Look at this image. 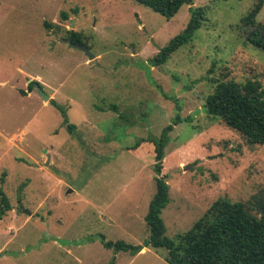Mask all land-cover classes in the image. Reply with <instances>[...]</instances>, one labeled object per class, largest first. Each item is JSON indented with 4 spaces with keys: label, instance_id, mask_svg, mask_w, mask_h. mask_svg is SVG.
<instances>
[{
    "label": "rangeland",
    "instance_id": "obj_1",
    "mask_svg": "<svg viewBox=\"0 0 264 264\" xmlns=\"http://www.w3.org/2000/svg\"><path fill=\"white\" fill-rule=\"evenodd\" d=\"M254 1L193 0L168 19L136 0H0V187L12 204L0 219V264H169L163 248L115 253L101 237L146 240L155 158L149 144L127 147L159 137L177 115L163 168L169 237L219 198L264 195V145H248L205 111L215 79L264 87V51L240 28ZM191 6L207 10L194 40L153 66ZM70 30L94 59L66 41Z\"/></svg>",
    "mask_w": 264,
    "mask_h": 264
},
{
    "label": "trees",
    "instance_id": "obj_2",
    "mask_svg": "<svg viewBox=\"0 0 264 264\" xmlns=\"http://www.w3.org/2000/svg\"><path fill=\"white\" fill-rule=\"evenodd\" d=\"M168 19L174 17L185 5L193 0H136ZM264 6V0H255L250 10L240 21V28L246 40L264 51V22L257 17ZM206 7L191 6L190 19L185 28L172 37L169 42L151 58L153 66L166 64L181 47L191 43L196 32L206 20ZM67 19V12L63 11ZM46 27L50 23L44 22ZM57 27H59L57 25ZM68 38L73 42L84 43L83 34L69 31ZM37 81H31L29 89L35 88ZM215 87L205 102V111L218 118L230 128L242 135L250 146L264 145V87L258 80L249 79L240 84L234 80H214ZM41 85V84H40ZM52 103L61 111L68 123L64 108L55 101ZM110 109L117 110L114 104ZM191 119H188L190 121ZM182 119L177 115L173 122L165 126L159 137L148 136L139 139L127 147L131 152H139L149 144L154 154L156 192L149 203L145 220L148 236L143 244L129 243L124 240L110 241L101 237L103 245L115 253L126 252L137 255L144 247L166 250L164 256L169 264H264V195H253L246 201L232 202L227 198L214 201L208 210L194 222L192 227L171 238L166 234V225L162 217L163 209L170 202V185L167 174H163L165 148L170 141V132ZM70 130L75 125L69 124ZM6 173L0 175L4 182ZM12 209L9 196L0 187V219ZM263 210V213L261 211ZM109 264H116L115 258Z\"/></svg>",
    "mask_w": 264,
    "mask_h": 264
},
{
    "label": "water",
    "instance_id": "obj_3",
    "mask_svg": "<svg viewBox=\"0 0 264 264\" xmlns=\"http://www.w3.org/2000/svg\"><path fill=\"white\" fill-rule=\"evenodd\" d=\"M190 4H193V2H191ZM66 41L74 48L83 51L88 56L89 59L92 60L95 58L96 55L91 52L88 42L85 41L84 43H77V42H73L71 38H67ZM34 85L37 91L40 93V95L43 96L44 99L50 98V96L44 92L39 82H36ZM261 213H263V210L261 211Z\"/></svg>",
    "mask_w": 264,
    "mask_h": 264
},
{
    "label": "crops",
    "instance_id": "obj_4",
    "mask_svg": "<svg viewBox=\"0 0 264 264\" xmlns=\"http://www.w3.org/2000/svg\"><path fill=\"white\" fill-rule=\"evenodd\" d=\"M146 249V247H144L142 250H145ZM140 253H142V252H140ZM139 254V253H138Z\"/></svg>",
    "mask_w": 264,
    "mask_h": 264
}]
</instances>
